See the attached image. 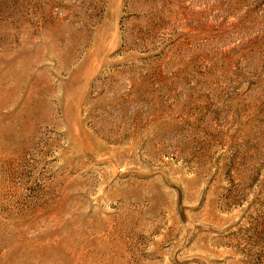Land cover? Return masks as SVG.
Returning <instances> with one entry per match:
<instances>
[{
    "label": "rangeland",
    "instance_id": "obj_1",
    "mask_svg": "<svg viewBox=\"0 0 264 264\" xmlns=\"http://www.w3.org/2000/svg\"><path fill=\"white\" fill-rule=\"evenodd\" d=\"M0 264H264V0H0Z\"/></svg>",
    "mask_w": 264,
    "mask_h": 264
}]
</instances>
